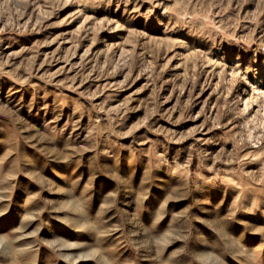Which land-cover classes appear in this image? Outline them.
<instances>
[{"label":"rangeland","instance_id":"374dc122","mask_svg":"<svg viewBox=\"0 0 264 264\" xmlns=\"http://www.w3.org/2000/svg\"><path fill=\"white\" fill-rule=\"evenodd\" d=\"M0 264H264V0H0Z\"/></svg>","mask_w":264,"mask_h":264}]
</instances>
